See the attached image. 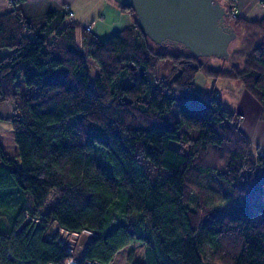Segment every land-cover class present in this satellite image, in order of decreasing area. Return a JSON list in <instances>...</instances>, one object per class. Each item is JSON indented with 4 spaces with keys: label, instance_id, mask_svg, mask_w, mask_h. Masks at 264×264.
Wrapping results in <instances>:
<instances>
[{
    "label": "trees",
    "instance_id": "trees-1",
    "mask_svg": "<svg viewBox=\"0 0 264 264\" xmlns=\"http://www.w3.org/2000/svg\"><path fill=\"white\" fill-rule=\"evenodd\" d=\"M215 1L242 44L223 64L169 42L178 51H156L123 5L130 24L106 39L62 7L30 15L14 0L0 12V102L13 107L0 119L17 151L0 146V264H63L53 225L92 232L81 264L133 245L142 252L130 249L127 264H264V158L216 91L195 83L240 84L264 120V17ZM78 36L99 68L92 86ZM163 60L172 70L159 77Z\"/></svg>",
    "mask_w": 264,
    "mask_h": 264
},
{
    "label": "water",
    "instance_id": "water-1",
    "mask_svg": "<svg viewBox=\"0 0 264 264\" xmlns=\"http://www.w3.org/2000/svg\"><path fill=\"white\" fill-rule=\"evenodd\" d=\"M112 1L117 7L123 5L133 9L141 29L153 42L181 45L195 56L215 57L222 64L228 60L236 32L227 22V13L218 1Z\"/></svg>",
    "mask_w": 264,
    "mask_h": 264
},
{
    "label": "rangeland",
    "instance_id": "rangeland-1",
    "mask_svg": "<svg viewBox=\"0 0 264 264\" xmlns=\"http://www.w3.org/2000/svg\"><path fill=\"white\" fill-rule=\"evenodd\" d=\"M92 3H95L92 5L94 7V9L91 8ZM11 4L12 3H10L8 1L7 5H11ZM113 5L115 6V4H113ZM233 5H234L233 9H235V2L234 1H233ZM69 6H70L69 3H64L62 5V8L65 11L68 12V9H69L73 12V16H72V18L69 19V21L75 19L74 13H76V12L78 14L85 15V17H88L89 19H87V21H79V22L81 24H85L82 26H84L88 30L91 29L101 39H106L109 36L118 32L119 29L124 28V26L122 25L123 20L119 19V12L111 10V9L109 10V8L105 11V9L102 8V12L97 13V9H98L99 5H98V2L96 3V0H77V2L71 6L72 9H70ZM116 8L120 11V9L118 7H116ZM233 12L236 14V10H233L232 13ZM122 13L127 14L124 12H122ZM127 15L129 16V18L131 20L130 14L128 13ZM77 39H78L77 41H78L80 51L86 60V67H87V73H88V83L90 86H92L94 78L99 72V68H98V66H96L95 62L89 56H87L86 50H85L79 36L77 37ZM150 43H151L152 47L156 51H159V52L177 50L176 46L174 48H170L168 46L159 45V44L153 42L152 40H150ZM241 45H242L241 44V37H238L237 40L231 44L229 50L231 52H234L235 50L240 49L242 47ZM2 51L7 52L8 49H2V50L0 49V54L3 53ZM171 70H172V62L170 60H163L158 64V67L156 69V75L159 77H165V76H168L170 74ZM195 83L200 88V94H202L203 96H206L207 94H209V92L211 90H215L216 91L215 94L218 96L223 107H225L227 110H232L233 106H235V101H236L235 100V94L236 93H233V92L237 89H240V90L243 89V87L240 84H238L232 80H228V79L214 80L212 78H205L202 75H198L196 77ZM18 85L22 90L28 89V94H30V95L36 93V90L34 87L25 86L22 80L18 81ZM241 94H243V93H238V95H241ZM6 103H7V106L5 104L0 105V110H1L0 116H7V115H10L12 113V110H13L12 105L8 102H6ZM259 117H260V114H259ZM243 119H244V116L242 114L237 115L236 122L238 123V127H239V123ZM260 120H262V119H260ZM262 121H264V120H262ZM239 130L243 134L242 130L241 129H239ZM244 137L246 138L245 135H244ZM249 143L251 144V142H249ZM0 146H1L2 151L4 152L6 157H8L10 159H15L17 151H16V146H15L14 141H13V132H12L11 124L8 121L3 120V119H0ZM262 149L264 150V145H253V144H251L252 155L255 157H259L258 153H260L262 151ZM0 161H1V158H0ZM27 198H29L28 195H27ZM224 212H225V207H221V208L217 209L213 214H214V216H216L218 218H222ZM73 239H76L75 245H77V247H76L74 254L71 255V257L75 259L78 257L77 255H79L84 248L85 238L82 236H78V237H73ZM130 249H134L136 251L137 255L141 254V252H142L141 247H139L137 245L130 246L129 248H126V249L118 252L109 264H127L126 257H127V254H128ZM68 255L70 256L69 253H68ZM67 260L68 259H66L63 262V264H66ZM79 264H81V262Z\"/></svg>",
    "mask_w": 264,
    "mask_h": 264
},
{
    "label": "crops",
    "instance_id": "crops-1",
    "mask_svg": "<svg viewBox=\"0 0 264 264\" xmlns=\"http://www.w3.org/2000/svg\"><path fill=\"white\" fill-rule=\"evenodd\" d=\"M76 2L77 0H22V2L20 3L25 14L34 15L36 14V12L39 13L52 8L62 7L64 3H69L70 9H72L71 6ZM97 2L99 5L97 9V13H101L102 8H104L105 11L109 8V10L111 9L119 12V19L123 20L122 25L124 27L130 24L129 16L127 14H123L122 12H120L113 5V3H111L108 0L107 1L96 0V3ZM7 4H8V0H0V12L10 9L9 7L10 5ZM93 4L95 3L91 4V8L94 9V7L92 6ZM234 10H236L237 15L244 16L250 19H259L264 17V0H236ZM76 13H74V15H75V20L77 22L87 21V19H89L88 17H85V15L83 14H78V13L76 14ZM81 25H85V24H81ZM2 52L3 53L0 54V58L3 55H5V51ZM233 93H236L235 106H233V109L229 111L235 112L237 115L242 114L244 116V119L239 123V127H240L239 129L242 130L243 134L246 136L249 142H251V144L264 145V121L259 119L260 118L259 114L261 110L259 103L244 89L241 90L237 89ZM238 93H243L244 95L243 94L238 95ZM1 104H5L7 106L6 102H0V105Z\"/></svg>",
    "mask_w": 264,
    "mask_h": 264
},
{
    "label": "built area",
    "instance_id": "built-area-1",
    "mask_svg": "<svg viewBox=\"0 0 264 264\" xmlns=\"http://www.w3.org/2000/svg\"><path fill=\"white\" fill-rule=\"evenodd\" d=\"M10 3H13L14 0H8ZM231 2H235L236 0H230ZM234 6V5H233ZM233 14H235L233 12ZM67 16H68V19L72 18L73 16V12L71 10L68 9V12H67ZM264 150L262 149V151L260 153H258L259 157H264ZM52 233H55L58 235V241H60V243L62 245H64L67 253L71 255L74 254L75 250H76V247L77 245L76 244V239H73V237H78V236H85V237H90L92 236V232L88 231V230H83L81 231L80 233H75V232H68V231H65L63 229H58V227H56L55 225H53L52 227V230H51ZM81 262V259H78V258H72L70 257L66 264H79ZM84 264H99L97 262H93L91 263L90 261H85Z\"/></svg>",
    "mask_w": 264,
    "mask_h": 264
},
{
    "label": "bare ground",
    "instance_id": "bare-ground-1",
    "mask_svg": "<svg viewBox=\"0 0 264 264\" xmlns=\"http://www.w3.org/2000/svg\"><path fill=\"white\" fill-rule=\"evenodd\" d=\"M257 158H264V157H257Z\"/></svg>",
    "mask_w": 264,
    "mask_h": 264
}]
</instances>
